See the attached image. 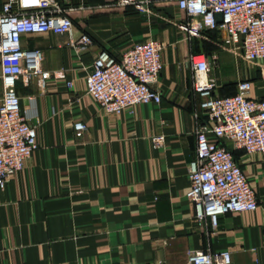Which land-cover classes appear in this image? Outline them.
<instances>
[{
    "label": "crops",
    "instance_id": "obj_1",
    "mask_svg": "<svg viewBox=\"0 0 264 264\" xmlns=\"http://www.w3.org/2000/svg\"><path fill=\"white\" fill-rule=\"evenodd\" d=\"M72 6L73 38L92 40L85 51L76 53L67 34L22 36L24 49L41 52L51 77L17 82L38 147L0 190V264H189V253L198 251H229L230 264H264V154L228 143L257 210L221 215L212 226L196 218L187 197L195 114L204 117L190 54L217 55L210 74L216 96H231L237 82L250 80V97H263L264 61L251 70L207 40L189 39L178 27L186 14L171 2L152 4L149 14L116 0H72ZM150 39L165 44L156 86L161 103L105 112L85 93L95 60L102 53L118 58ZM77 123L85 129L76 130ZM156 136L165 137L164 146H154Z\"/></svg>",
    "mask_w": 264,
    "mask_h": 264
},
{
    "label": "built area",
    "instance_id": "obj_2",
    "mask_svg": "<svg viewBox=\"0 0 264 264\" xmlns=\"http://www.w3.org/2000/svg\"><path fill=\"white\" fill-rule=\"evenodd\" d=\"M120 6H131L141 13L152 12L156 2H171L186 14L178 24L189 39L202 38L207 31L222 32L221 50L239 56L248 63L264 61V0H116ZM72 0H5L0 12V67L3 94L0 101V190L9 178L24 169L37 149L36 127L30 115L21 110L17 91L20 77L47 80L51 73L42 68V54L24 49V34L55 32L67 34L68 44L76 53L92 44L82 34L74 39ZM221 15V22L217 21ZM163 42L153 39L130 45L120 57L102 53L86 76V95L102 110L111 114L133 111L142 104H159L157 89L163 69ZM193 89L202 97L203 118L195 114L197 126L196 156L189 166L191 189L188 199L194 203L198 220L208 219L216 226L218 218L228 213L252 212L259 208L255 191L240 164L234 148L247 155L264 154V96L251 98L252 81L241 80L231 96H216L217 82L210 77L212 63L205 54L191 53ZM67 86L71 88L72 82ZM200 119V120H199ZM76 130H84L82 123ZM155 147L165 144L156 136ZM231 252L198 251L189 253V264H230Z\"/></svg>",
    "mask_w": 264,
    "mask_h": 264
},
{
    "label": "rangeland",
    "instance_id": "obj_3",
    "mask_svg": "<svg viewBox=\"0 0 264 264\" xmlns=\"http://www.w3.org/2000/svg\"><path fill=\"white\" fill-rule=\"evenodd\" d=\"M222 32L220 31H207L203 34V37L202 39H205L207 40L208 42L210 43H213L216 47H217V50H221L219 47H218V43L221 41L222 39ZM262 62L260 63H244L246 64L248 67L251 68V70L255 69L261 64ZM2 95V90L0 89V96Z\"/></svg>",
    "mask_w": 264,
    "mask_h": 264
},
{
    "label": "water",
    "instance_id": "obj_4",
    "mask_svg": "<svg viewBox=\"0 0 264 264\" xmlns=\"http://www.w3.org/2000/svg\"><path fill=\"white\" fill-rule=\"evenodd\" d=\"M217 21H218V22H221V21H222V19H221V15H217Z\"/></svg>",
    "mask_w": 264,
    "mask_h": 264
}]
</instances>
